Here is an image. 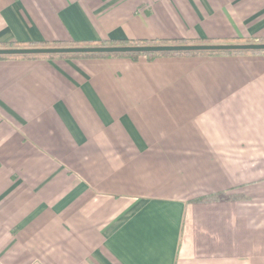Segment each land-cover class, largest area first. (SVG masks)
<instances>
[{
  "label": "crops",
  "instance_id": "1",
  "mask_svg": "<svg viewBox=\"0 0 264 264\" xmlns=\"http://www.w3.org/2000/svg\"><path fill=\"white\" fill-rule=\"evenodd\" d=\"M180 39L264 0H0V48ZM0 264H264V51L0 57Z\"/></svg>",
  "mask_w": 264,
  "mask_h": 264
},
{
  "label": "water",
  "instance_id": "2",
  "mask_svg": "<svg viewBox=\"0 0 264 264\" xmlns=\"http://www.w3.org/2000/svg\"><path fill=\"white\" fill-rule=\"evenodd\" d=\"M264 51V42L250 43H182L139 45H91L64 47L0 48V56L59 54H131L159 52Z\"/></svg>",
  "mask_w": 264,
  "mask_h": 264
},
{
  "label": "trees",
  "instance_id": "3",
  "mask_svg": "<svg viewBox=\"0 0 264 264\" xmlns=\"http://www.w3.org/2000/svg\"><path fill=\"white\" fill-rule=\"evenodd\" d=\"M259 42H264V39L259 41ZM182 43H202L201 41H185V40H172V41H125L123 43H110L108 41H103L97 45H139V44H182ZM72 46H91L90 44H85V45H79L78 43H71ZM40 46V45H39ZM42 46V45H41ZM234 53V52H240V51H223V52H218L217 53ZM252 52H262V51H252ZM194 53H199V52H159V53H131V54H83V55H95V56H125V57H132L136 58L139 55H145L148 59L155 58L157 56H166V55H172V54H194ZM200 53H211V52H200ZM73 55H82V54H59V56H65V57H72ZM25 56H54V55H25ZM3 57V56H0ZM223 197V193H216V194H210V195H205L203 197H200L196 199L198 202H209L213 200H217L219 198Z\"/></svg>",
  "mask_w": 264,
  "mask_h": 264
}]
</instances>
